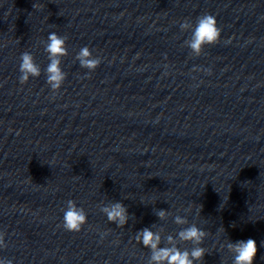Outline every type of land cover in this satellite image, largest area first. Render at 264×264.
I'll list each match as a JSON object with an SVG mask.
<instances>
[{
	"label": "water",
	"instance_id": "water-1",
	"mask_svg": "<svg viewBox=\"0 0 264 264\" xmlns=\"http://www.w3.org/2000/svg\"><path fill=\"white\" fill-rule=\"evenodd\" d=\"M205 14L222 37L196 57L180 24ZM50 32L68 38L56 94ZM84 46L102 60L91 73L75 61ZM25 51L42 74L21 85ZM69 199L88 214L78 233L62 226ZM110 201L134 217L125 228L100 212ZM177 214L207 233L203 264H231L226 238L255 239L264 264V0H0V256L147 264L136 232L175 234L189 226Z\"/></svg>",
	"mask_w": 264,
	"mask_h": 264
},
{
	"label": "clouds",
	"instance_id": "clouds-1",
	"mask_svg": "<svg viewBox=\"0 0 264 264\" xmlns=\"http://www.w3.org/2000/svg\"><path fill=\"white\" fill-rule=\"evenodd\" d=\"M182 31H191L189 39L185 40V45L191 50L193 56H200L205 46L214 45L220 41L222 37V29L218 27L215 16L205 14L197 18L193 24L191 21L185 20L180 24ZM67 36H60L56 32H50L44 44V52L47 54L48 65L44 70L46 76V84L49 86L53 94L58 93L67 78V73L62 69V58L68 55ZM230 43V41H227ZM75 61L83 69H87L88 73L94 72L102 63L98 56H94L89 47L84 46L76 53ZM19 83L24 85L29 82L30 78H38L41 76V66L36 62V58L30 51H25L20 55L19 63ZM194 71H201L200 68H194ZM207 74L211 75L210 69H203ZM144 203V201H141ZM145 204V203H144ZM151 204V203H149ZM100 212L103 213L109 223H114L119 228H125L129 220L134 218L130 215L128 208L121 201L101 202ZM63 213L62 226L66 231L78 233L87 223L88 214L85 209L78 205L75 200L66 201V206L61 209ZM156 216L161 221H166L172 213L168 209H154ZM179 211V210H178ZM186 213L193 211L189 205L183 209ZM196 215H201V209H196ZM181 230L175 234H166L163 227L152 225L145 227L135 234V241L150 251V257L147 264H203L204 257L208 252L203 246L207 237V233L196 223L189 224L187 216L175 215L174 221ZM225 233V229L223 228ZM221 229H217V238ZM107 232H101V238L106 236ZM227 237V236H226ZM164 246H161V245ZM191 244V248L181 245ZM7 247L5 235L0 232V250ZM220 250H227L231 254V264H254L257 256L258 248L255 239L238 240L232 242L226 238L223 243H219ZM0 264H14L13 260L0 256Z\"/></svg>",
	"mask_w": 264,
	"mask_h": 264
}]
</instances>
